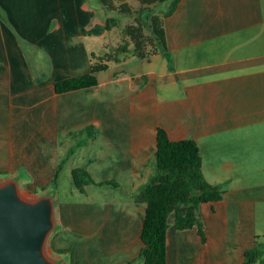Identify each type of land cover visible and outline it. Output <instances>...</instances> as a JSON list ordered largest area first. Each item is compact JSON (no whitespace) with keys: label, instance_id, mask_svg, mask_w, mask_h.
I'll list each match as a JSON object with an SVG mask.
<instances>
[{"label":"crops","instance_id":"1","mask_svg":"<svg viewBox=\"0 0 264 264\" xmlns=\"http://www.w3.org/2000/svg\"><path fill=\"white\" fill-rule=\"evenodd\" d=\"M107 15L96 0H0V183L53 197L52 243L73 264H141L135 196L162 128L195 141L204 179L222 191L198 207L203 237L167 218L166 264H241L255 241L264 246V0H179L162 20L165 52L107 62L97 85L55 93L106 60ZM87 126L94 138L64 165L116 182L85 193L130 192L81 208L53 195V176L77 141L69 133Z\"/></svg>","mask_w":264,"mask_h":264},{"label":"trees","instance_id":"2","mask_svg":"<svg viewBox=\"0 0 264 264\" xmlns=\"http://www.w3.org/2000/svg\"><path fill=\"white\" fill-rule=\"evenodd\" d=\"M96 1L108 15L114 13L113 9L107 6L106 0ZM137 1L140 3V7L137 16L133 17L139 27L138 31L146 28L150 32L151 41H153L150 43L157 47L151 55L165 52L166 44L162 20L172 14L179 0ZM155 8H162L161 17H151ZM118 13L132 15V12L127 9L123 12L118 11L116 14ZM105 26L109 29L108 20H106ZM127 33L133 40L134 34L132 30H127ZM132 49V54L127 50L119 52L126 56L131 54V58L134 59H150L151 55L144 52L142 43L137 42ZM105 69L106 65L97 66L92 64L89 73L55 83V93L61 94L93 87L97 85L95 74ZM84 134V139H79ZM69 135L77 138V141L74 146L67 150L65 158L57 164L53 176V187L55 186V188L65 161L85 142V139L94 138V127L87 126L71 132ZM150 163L154 168V175L150 182L145 184L135 196V201L145 204V214L140 235L142 247L139 258L141 264H166L167 218L173 215V226L176 230L196 227L200 237H203L198 207L202 203H213L221 200L222 191L217 185L210 184L204 179L201 172V159L198 147L192 139L173 141L168 138L165 130L158 128L156 132V150L151 157ZM3 174L0 172V175ZM70 177L72 186L80 192L87 185L116 187L115 181L95 183L84 168L73 169ZM54 251L58 254H69L67 264H73L70 252L66 250ZM241 264H264V246L255 241L253 247L244 253Z\"/></svg>","mask_w":264,"mask_h":264},{"label":"rangeland","instance_id":"3","mask_svg":"<svg viewBox=\"0 0 264 264\" xmlns=\"http://www.w3.org/2000/svg\"><path fill=\"white\" fill-rule=\"evenodd\" d=\"M106 2H107V6L113 9L114 12L110 15H107V20L109 22V29H110L109 53L107 54V56H105L106 60L105 58H100L99 60H94L93 64L97 66H103L107 62L117 63L119 61L129 60L132 57L131 56V54L133 53L132 48L137 42L142 43V49L144 50V52H146V54L151 55V53L155 51L157 47H155L154 44L150 43L153 42L151 41L152 38L150 36V32L146 28L142 30L140 29V31H138L139 27L136 24L135 19L133 17V16H137L140 3L137 0H106ZM101 9L103 10V14L107 13L102 7ZM125 9L129 10V12H132V15H127L122 13L116 14L118 11L123 12ZM161 15H162V9L158 11V8H155L151 17L159 18L161 17ZM129 29H131L134 34L133 40L128 36L127 30ZM124 50H127L131 54L126 56L125 54L120 53L123 52ZM152 56L153 55H151L150 57ZM77 164L78 161H75V159H73L70 163L65 164L62 173L60 172V175L58 176V178H60L58 181V188L53 191V195H55L59 201L62 202L70 201V203L74 205H80L81 208H85L86 205L92 203V201H94L97 198H103V199L112 198V197L126 198L128 196L130 189L126 187L118 189L114 191V193L108 192L105 189H91L90 190L91 193L88 192L85 193L84 189L86 186H84L82 192L73 188L69 180L70 173L75 168H83L82 166L78 167ZM153 175H154L153 166L151 168H147L146 171H143L139 176V180H140L139 182L141 184V187H143L145 184L150 182ZM36 191L40 192L42 190H36ZM19 194L21 198L24 199L25 201L30 200V196H24L21 195V193ZM34 199H37V196L33 198V201ZM54 250L55 249L52 243V234L50 233L46 238L43 247V253L45 257L50 261L51 264H66L60 258L61 255L56 253Z\"/></svg>","mask_w":264,"mask_h":264},{"label":"water","instance_id":"4","mask_svg":"<svg viewBox=\"0 0 264 264\" xmlns=\"http://www.w3.org/2000/svg\"><path fill=\"white\" fill-rule=\"evenodd\" d=\"M53 197L25 201L15 183H0V264H51L43 253L53 230Z\"/></svg>","mask_w":264,"mask_h":264}]
</instances>
